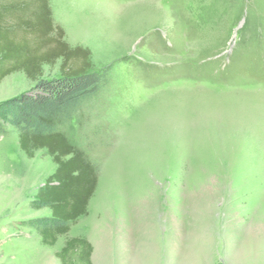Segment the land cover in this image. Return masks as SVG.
Masks as SVG:
<instances>
[{
    "label": "rangeland",
    "instance_id": "1",
    "mask_svg": "<svg viewBox=\"0 0 264 264\" xmlns=\"http://www.w3.org/2000/svg\"><path fill=\"white\" fill-rule=\"evenodd\" d=\"M50 1L67 42L106 74L57 126L99 184L87 215L45 245L37 226L52 212L34 204L57 164L46 149L28 157L1 118L0 264H62L75 236L92 242L94 264H264V0ZM37 82L10 74L0 104Z\"/></svg>",
    "mask_w": 264,
    "mask_h": 264
},
{
    "label": "trees",
    "instance_id": "2",
    "mask_svg": "<svg viewBox=\"0 0 264 264\" xmlns=\"http://www.w3.org/2000/svg\"><path fill=\"white\" fill-rule=\"evenodd\" d=\"M92 56L89 47L67 42L64 28L55 23L50 0H0V83L18 71L38 81L30 92L1 103L0 119L15 120L20 148L28 157L46 149L57 164L34 204L36 209H51V217L39 220L37 226L42 242L49 246L69 232V222L87 215L99 184L96 163L57 129L81 113L106 84V74L95 71ZM58 61L60 77L39 80L44 66ZM93 251L87 237L75 236L56 256L62 264H94Z\"/></svg>",
    "mask_w": 264,
    "mask_h": 264
},
{
    "label": "crops",
    "instance_id": "3",
    "mask_svg": "<svg viewBox=\"0 0 264 264\" xmlns=\"http://www.w3.org/2000/svg\"><path fill=\"white\" fill-rule=\"evenodd\" d=\"M31 249H32V247H30L29 244L27 243V244H25V246L23 247V249H22V253H23V254H25V253H29V252L31 251ZM39 249H40V252L44 250L43 247H40V248L37 247V248H36V252L39 253ZM42 253H43V252H42ZM3 256H4V254L2 255V257H3ZM13 258H15V254L13 255ZM92 259H93V255H92ZM59 260H60V259H59ZM29 264H31V262H30Z\"/></svg>",
    "mask_w": 264,
    "mask_h": 264
},
{
    "label": "water",
    "instance_id": "4",
    "mask_svg": "<svg viewBox=\"0 0 264 264\" xmlns=\"http://www.w3.org/2000/svg\"><path fill=\"white\" fill-rule=\"evenodd\" d=\"M244 21H245V19H243L241 22H240V27L244 24Z\"/></svg>",
    "mask_w": 264,
    "mask_h": 264
}]
</instances>
